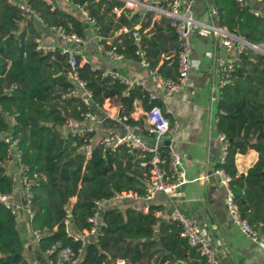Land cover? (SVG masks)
Instances as JSON below:
<instances>
[{
	"label": "trees",
	"instance_id": "trees-1",
	"mask_svg": "<svg viewBox=\"0 0 264 264\" xmlns=\"http://www.w3.org/2000/svg\"><path fill=\"white\" fill-rule=\"evenodd\" d=\"M67 1L87 10L97 26L99 41L109 40L121 56L143 59L147 69L175 78L177 42L167 18L152 19L151 13L145 12L138 20L139 16L129 11L128 19L122 14L116 17L111 9L122 5L118 0ZM220 1L230 2L238 14L235 32L251 43L264 45V15L255 17L247 9H237L232 0ZM25 2L45 28L60 27L66 33L83 36L84 25L74 15L44 0ZM23 16L20 9L0 0V195L10 193L13 187L12 178L3 166L6 160L3 135L8 134L15 142L29 195L28 225L31 231L40 234L39 250L54 246L48 254L52 259L62 247L75 252L82 246L79 264H115L117 259L122 264H151L154 254L157 255L152 264H162L170 254L180 260L192 258L189 264H206L179 236L176 222L156 215L160 208L155 205H148L142 211L125 204L126 199L120 206L112 203L105 206L97 216L96 235L83 243L67 232L65 220L76 232L91 226L88 219L95 213L96 200H107L121 192L142 195L145 170L138 166L141 157L134 150L128 152L124 146L110 150L97 142L86 156L81 146L92 138V131H61L68 120L82 121L86 108L78 94H68L73 83L68 76L67 55L58 49L47 52L36 49L39 32L33 20ZM135 23L139 24L137 29L133 28ZM122 26L127 31L114 35ZM134 30L136 38L132 36ZM76 61L78 78L89 90L92 102L100 106L104 99L114 98L120 106L119 115H125L127 123L132 122L128 116L134 99H139L145 110L153 105L161 107L141 87H127L120 80L101 76L99 69L87 62L80 63L79 56ZM216 109V130L224 136L227 145L215 168L227 175V187L240 218L258 236L264 235V56L261 53L243 49V56L237 57L232 71L218 88ZM248 150L256 153V160L244 173H239L235 155ZM158 152L165 168L166 145L159 144ZM0 264H28L22 256V240L14 215L1 204Z\"/></svg>",
	"mask_w": 264,
	"mask_h": 264
},
{
	"label": "crops",
	"instance_id": "crops-1",
	"mask_svg": "<svg viewBox=\"0 0 264 264\" xmlns=\"http://www.w3.org/2000/svg\"><path fill=\"white\" fill-rule=\"evenodd\" d=\"M50 1L52 7L55 6L74 15L84 25L83 43L79 45L80 63L87 62L92 68L99 69L101 72L115 71L121 77L120 81L127 87L138 86L146 90L151 99L160 102L169 125H175L174 130L163 140L168 141L169 150L179 158V170L184 183L168 195H156L150 203L145 204L140 199L131 198L125 201V204H130L142 211H146L148 205H155L160 208L156 215L163 220L173 208H178L186 215L194 217L202 234L213 247L218 264H264V235L259 236L260 240L252 241L236 224L232 223L225 208L227 188L220 183L215 168V164L221 159V142L217 138L219 133L216 130L218 60L224 59L227 53L218 38L200 24L212 23L227 29L231 28L230 30L235 29L238 14L231 3L226 4L220 0H192L191 14L198 24L190 28L189 43L190 57L195 64L188 77L181 83V87L170 97H165L162 92L153 87L147 75L145 60H130L122 56L120 60L115 61L100 53L96 49L98 38L95 37L93 28L84 22L72 3L67 0ZM248 1V4L252 5L251 0ZM213 7H216L219 13L217 21L207 16L208 10ZM252 7L260 10L259 5L253 4ZM137 11L136 8L129 9L131 15L136 14ZM151 18L159 17L151 15ZM29 20H33L37 28L38 40L41 44L56 43L53 33L48 28L35 19ZM133 26L138 28L139 24L135 23ZM240 36L245 38L244 35ZM251 50L256 52V49ZM257 51L264 56L262 53L264 51L261 49ZM97 106L95 111L98 120L91 124L93 133L91 145L96 144L100 136L109 131H123V126L114 120L120 111V106L114 98H106L100 106ZM144 112L145 108L141 101L134 99L128 116L132 122H126V124L135 126L134 132L145 143L150 144L153 138L148 132ZM83 127L82 121H72L70 128L78 130ZM65 130L67 129L61 127V131ZM255 160L256 153L253 150H248L245 154H236L234 163L237 172L244 173ZM3 166L13 181L10 201L12 204H20L23 189L17 163L14 159H8ZM73 200L74 198L71 199ZM14 219L22 240V256L25 261L28 264H48L45 254L39 250L37 240L31 234L27 215L19 208ZM156 255L154 254L150 259L151 264ZM169 256V259L167 258L162 264H189L193 260L189 257L180 260L172 254Z\"/></svg>",
	"mask_w": 264,
	"mask_h": 264
},
{
	"label": "built area",
	"instance_id": "built-area-1",
	"mask_svg": "<svg viewBox=\"0 0 264 264\" xmlns=\"http://www.w3.org/2000/svg\"><path fill=\"white\" fill-rule=\"evenodd\" d=\"M9 5L15 6L20 9L25 19H35L41 23L40 18L32 11L28 4L23 0H5ZM46 3L51 5L50 0H44ZM122 2L121 6L112 7L111 12L115 16H122L125 19L129 18V9L136 8L138 11L136 15L139 18L143 17L145 12L151 13L153 16L164 17L169 20V25L175 35L177 42V53H176V76L174 79L170 77H164L154 69H147V75L153 85V87L162 92L165 97H170L180 87L181 83L188 77L191 68L194 66V61L190 57V43H189V31L190 28L198 24L191 14V2L192 0H118ZM237 9H247L248 13L257 17L264 15L261 10H256L252 6L261 5L264 8L263 0H251L252 5L250 6L248 0H232ZM72 6L78 11L83 18L84 22L90 25L94 32L95 37L98 38L96 45L97 51L109 57L112 60L118 61L122 58L121 54L117 53L115 47L110 44L109 40L104 42L99 41V37L96 34L97 26L95 25L94 19L88 14L87 10L77 3H72ZM207 16L215 21L218 19L217 8L213 7L208 10ZM202 27L208 29L213 35L218 38L222 48L227 53L224 59L218 60L219 65V81L217 88L223 83L227 75L232 71L234 63L242 53L244 48L256 49L255 45L248 42L245 38L238 35L234 29L230 30L219 25H213L212 23H202ZM134 29L137 27L133 26ZM54 35L56 43L45 45L41 44L38 39L36 42V49L44 52L53 51L58 49L60 53L67 55V64L69 67L68 76L73 83V88L68 92L69 95L80 96L82 104L85 106L86 111L83 115L82 122L84 127L81 129L70 128L72 121L68 120L63 128L71 132H91V124L97 122L98 117L96 114L97 105L91 100V94L84 86V83L78 78L76 57L80 55L79 45L83 43V37L75 35L73 33H66L60 27H49L48 28ZM119 32H126L127 28L122 26L118 30ZM132 36L137 37L136 31H132ZM139 51H136L138 53ZM264 53V52H263ZM101 76H106L110 79L121 80V77L115 71H102ZM149 98L151 99L150 95ZM116 122L123 126V131H109L100 136L98 143L103 147L113 150L116 147L124 146L127 151L134 150L140 154L141 159L137 162L138 166L145 170V188L142 195L138 196L129 192L116 193L107 200H96L94 201L95 213L88 220L92 223L88 229H84L81 232L73 231L67 221L66 229L75 239L87 241V239L94 238L97 233L96 226L98 225L97 216L101 210L115 202L114 205L120 206L126 199H140L145 204L150 203L158 194L168 195L177 190L183 183L184 179L179 170V158L169 150V144H166L168 161L164 168L162 164L163 160L159 157L158 145L163 141V138L171 133L175 125L170 126L166 119L164 112L161 107L153 105L144 112V120L148 125V132L153 138V142L148 144L145 143L140 136L134 132L136 127H131L126 124L127 117L125 115H117L114 119ZM218 140L221 142V159L222 160L225 149L226 140L222 134H218ZM3 141L6 143V160L14 159L19 169V179L22 184L23 197L20 204H12L10 201L11 192L5 195H0V204L8 209L14 216L20 208L28 217L31 214L28 209L29 195L26 189L25 180L21 176V164L19 163L18 154L15 151V142L11 139L8 134L3 135ZM91 138L88 142L81 146L85 155L88 156L91 149ZM144 154H148L149 157L144 158ZM216 173L219 175L220 183L227 188L225 195V208L232 223L236 224L239 229L250 237L252 241H258L259 236L251 228V226L243 219L240 218L237 209L232 200V194L228 190L227 175L221 170L216 169ZM166 219L176 222L179 227V236L184 238L187 244L195 249V251L205 260L206 264H218V260L215 256V252L211 244L202 234L200 227L194 217L186 215L183 211L178 208H173L167 213ZM31 234L35 240H38L40 234L37 231L32 230ZM58 246L59 243H56ZM54 246L42 251L48 264H79L82 255V246L78 247L75 252L70 247H62L58 249L52 259L48 258V254L52 253ZM122 260L117 259L115 264H122ZM35 264V263H34Z\"/></svg>",
	"mask_w": 264,
	"mask_h": 264
},
{
	"label": "rangeland",
	"instance_id": "rangeland-1",
	"mask_svg": "<svg viewBox=\"0 0 264 264\" xmlns=\"http://www.w3.org/2000/svg\"><path fill=\"white\" fill-rule=\"evenodd\" d=\"M262 42H256V43H253L254 45H255V47H256V52H258L257 51V49H261L262 51H264V47H263V43L261 44Z\"/></svg>",
	"mask_w": 264,
	"mask_h": 264
},
{
	"label": "water",
	"instance_id": "water-1",
	"mask_svg": "<svg viewBox=\"0 0 264 264\" xmlns=\"http://www.w3.org/2000/svg\"><path fill=\"white\" fill-rule=\"evenodd\" d=\"M259 9L261 10L262 9V11H263V14H264V8L260 5L259 6ZM258 52H260V51H258ZM261 53V52H260ZM263 53V52H262ZM239 56L241 57V56H243V54L242 53H240L239 54ZM235 140H238V139H235ZM161 143H164V144H168V141H160Z\"/></svg>",
	"mask_w": 264,
	"mask_h": 264
}]
</instances>
